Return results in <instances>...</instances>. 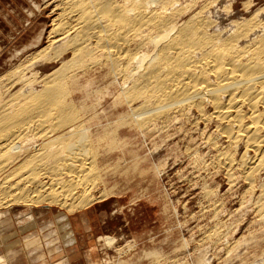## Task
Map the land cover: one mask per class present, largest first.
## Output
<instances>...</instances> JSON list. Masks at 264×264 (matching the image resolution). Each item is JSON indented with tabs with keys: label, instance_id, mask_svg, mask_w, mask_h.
<instances>
[{
	"label": "bare ground",
	"instance_id": "6f19581e",
	"mask_svg": "<svg viewBox=\"0 0 264 264\" xmlns=\"http://www.w3.org/2000/svg\"><path fill=\"white\" fill-rule=\"evenodd\" d=\"M211 3L60 0L49 44L32 51L29 63L16 65L2 89L0 81V205L46 203L72 210L92 202L103 162L122 149L118 119L144 133L177 118L181 124L192 109L208 124L216 122L210 144L218 136L233 150L243 144L238 160L229 150L215 159L228 181L239 167L254 184L264 168V16L261 8L248 17L231 8L225 22ZM40 59L59 65L26 75ZM111 96L126 107L112 126L101 105ZM41 215L36 218L30 208L17 215L31 260L43 256L42 247L57 252L62 238H74L66 214ZM0 264H8L5 255Z\"/></svg>",
	"mask_w": 264,
	"mask_h": 264
},
{
	"label": "rangeland",
	"instance_id": "374dc122",
	"mask_svg": "<svg viewBox=\"0 0 264 264\" xmlns=\"http://www.w3.org/2000/svg\"><path fill=\"white\" fill-rule=\"evenodd\" d=\"M207 1L214 2L212 10L218 12L217 18H224L231 8L244 13H240L244 17L251 10L264 8V0ZM246 1L251 3L247 6ZM59 3L60 0H0L1 89L16 65H24L32 51L49 44L48 32L59 13ZM261 9L258 13L262 18ZM40 33L37 48L23 51ZM44 60L48 59H40L32 70H26V75L35 69L49 72L59 65L57 61ZM43 62L52 65L39 69ZM101 105L109 114L111 126H120L117 136L122 140V149L117 148L103 162L105 167L92 189L95 198L72 210L46 203L0 205V255L6 256L8 264H264V213L259 212L264 209V168L251 185L239 167L228 181L226 170L215 161L227 150L238 160L243 144L233 150L222 136H218L215 145L210 144L208 136L216 133V122L203 121L195 109L188 118L180 117L181 124L177 118L166 128L160 124L157 129L152 126L140 133L129 124L120 123L121 119L115 121L126 107L117 105L113 96ZM28 208L36 218L43 213L52 218L59 214L70 218L77 211L90 208L95 217L93 232L75 238L68 248L67 239L61 237L60 251L49 253L42 247L43 256L31 260L30 249L17 225L18 213ZM10 249L15 250L14 254L9 253Z\"/></svg>",
	"mask_w": 264,
	"mask_h": 264
},
{
	"label": "crops",
	"instance_id": "0c3cea01",
	"mask_svg": "<svg viewBox=\"0 0 264 264\" xmlns=\"http://www.w3.org/2000/svg\"><path fill=\"white\" fill-rule=\"evenodd\" d=\"M40 42H41V33L39 34V36L36 37V39L30 45L24 47L23 51L31 47H33L31 50L37 48ZM31 50H29L28 52H30ZM69 221H70L71 229L73 231L72 233L74 236V240L70 242L71 244L70 243L65 244L66 248L74 244L75 238L78 239L93 232L91 224H94L95 221L94 212L90 211V208H86V209L84 208L74 213L69 218ZM76 242L78 243V240Z\"/></svg>",
	"mask_w": 264,
	"mask_h": 264
}]
</instances>
